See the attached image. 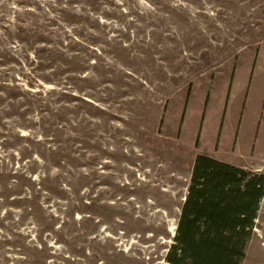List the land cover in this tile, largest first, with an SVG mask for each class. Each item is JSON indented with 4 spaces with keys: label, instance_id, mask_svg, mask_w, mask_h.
Masks as SVG:
<instances>
[{
    "label": "rangeland",
    "instance_id": "374dc122",
    "mask_svg": "<svg viewBox=\"0 0 264 264\" xmlns=\"http://www.w3.org/2000/svg\"><path fill=\"white\" fill-rule=\"evenodd\" d=\"M197 155L264 175V0H0V264H166Z\"/></svg>",
    "mask_w": 264,
    "mask_h": 264
},
{
    "label": "trees",
    "instance_id": "16d2710c",
    "mask_svg": "<svg viewBox=\"0 0 264 264\" xmlns=\"http://www.w3.org/2000/svg\"><path fill=\"white\" fill-rule=\"evenodd\" d=\"M263 196V174L197 155L166 264H241Z\"/></svg>",
    "mask_w": 264,
    "mask_h": 264
}]
</instances>
